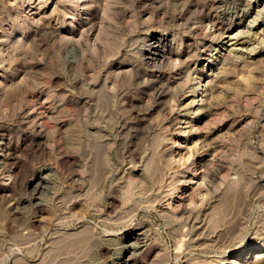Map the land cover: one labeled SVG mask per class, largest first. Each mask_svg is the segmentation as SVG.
<instances>
[{"label":"rangeland","instance_id":"obj_1","mask_svg":"<svg viewBox=\"0 0 264 264\" xmlns=\"http://www.w3.org/2000/svg\"><path fill=\"white\" fill-rule=\"evenodd\" d=\"M263 4L0 0V264H264Z\"/></svg>","mask_w":264,"mask_h":264},{"label":"bare ground","instance_id":"obj_2","mask_svg":"<svg viewBox=\"0 0 264 264\" xmlns=\"http://www.w3.org/2000/svg\"><path fill=\"white\" fill-rule=\"evenodd\" d=\"M264 5V4H263ZM233 9V8H232ZM241 14V13H240ZM256 15V14H255ZM254 15V16H255ZM264 20V19H263ZM241 24V23H240ZM262 24L264 25V21L262 22ZM252 25L253 24H251L250 25V27H252ZM263 28V27H262ZM250 29V28H249ZM244 30V29H243ZM248 31V30H247ZM250 32V31H249ZM257 33V32H256ZM228 37V40H227V43H229V46L231 47V48H229V47H224V49H226V51H229V52H231V51H233L234 49H237V48H235L234 46H231L232 44H234V43H236L237 41L235 40H233L234 38H238L239 37V33H232V34H230V35H228L227 36ZM240 38V37H239ZM231 40H233V41H231ZM229 41H231V42H229ZM256 41V40H255ZM158 43L157 45L158 46H160V42H161V40L160 39H157L156 41H154V42H152V43ZM237 44V43H236ZM152 45V44H151ZM155 45V44H154ZM247 47V46H246ZM219 50V49H218ZM147 55V54H146ZM149 55V54H148ZM161 55V54H160ZM203 78V77H202ZM196 90L198 91L199 90V88L198 87H196ZM177 113V112H176ZM222 113V112H221ZM205 117V116H204ZM207 118V117H206ZM208 119V118H207ZM197 120V119H196ZM202 120V119H201ZM204 120V119H203ZM196 122V121H195ZM202 125H204V122H203V124ZM198 126V125H197ZM199 128V127H198ZM218 136V135H217ZM206 142V141H205ZM99 143V142H98ZM5 144V143H4ZM97 144V143H96ZM102 144V143H101ZM99 145V144H98ZM100 146V145H99ZM1 151V150H0ZM3 152H1L0 153V156H3ZM157 158V157H156ZM155 159V158H154ZM209 159V158H208ZM146 162H147V160H146ZM157 161H154V160H151V161H149L148 163H149V166H148V169H149V167H150V169H152L154 166H155V164H157L156 166H158V163H156ZM148 163H147V165H148ZM144 164H146V163H144ZM143 168H145L146 169V167H143ZM157 168V167H156ZM148 169H147V171H148ZM154 169V168H153ZM158 169V168H157ZM141 170V169H140ZM163 170V169H162ZM99 171V170H98ZM102 171V170H101ZM100 171V172H101ZM150 171H152V170H150ZM155 171V170H154ZM154 171H152V173L154 172ZM163 172V171H162ZM152 173L150 174V175H152ZM155 173H157V172H155ZM48 174V173H47ZM50 174V173H49ZM100 175V174H99ZM163 175V174H162ZM156 176V175H155ZM217 176V175H216ZM40 177V176H39ZM157 178V177H156ZM201 179V178H200ZM160 180V179H159ZM156 181V180H155ZM41 182V181H40ZM196 182H198V181H196ZM200 183H202V182H200ZM39 185V184H38ZM201 185V184H200ZM152 188V187H151ZM159 188V187H158ZM150 190V189H149ZM16 205V204H15ZM14 209H16V208H14ZM82 231V230H81ZM90 232V231H89ZM85 234H87V233H85ZM74 235V234H73ZM133 235V234H132ZM90 236H91V234H90ZM81 237V236H80ZM80 237L78 238V239H80ZM95 237V236H94ZM136 237H139V235H137ZM93 240V239H92ZM81 241V240H80ZM84 241V240H83ZM90 241V240H89ZM104 241V240H103ZM86 242V241H85ZM102 245V244H101ZM246 250V249H245ZM251 251H249V252H247V253H245V255L246 256H250L251 255V253H250ZM252 255H254V256H256V255H258V254H252ZM248 258V257H247ZM237 260H238V258L237 257H235L232 261H231V263H236L237 262Z\"/></svg>","mask_w":264,"mask_h":264}]
</instances>
